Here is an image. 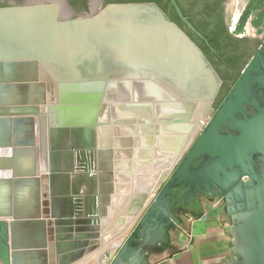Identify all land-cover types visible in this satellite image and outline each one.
<instances>
[{
  "label": "water",
  "instance_id": "water-1",
  "mask_svg": "<svg viewBox=\"0 0 264 264\" xmlns=\"http://www.w3.org/2000/svg\"><path fill=\"white\" fill-rule=\"evenodd\" d=\"M105 2L0 0V264L120 242L214 116L222 80L182 28L153 1ZM23 63L33 81L2 79Z\"/></svg>",
  "mask_w": 264,
  "mask_h": 264
},
{
  "label": "rangeland",
  "instance_id": "rangeland-1",
  "mask_svg": "<svg viewBox=\"0 0 264 264\" xmlns=\"http://www.w3.org/2000/svg\"><path fill=\"white\" fill-rule=\"evenodd\" d=\"M250 1L243 23L254 17L250 30L261 38L262 45L248 69L254 77L263 78L264 64L260 60L264 62V0ZM241 76L238 73L234 83L226 85L213 115ZM254 87V93L246 99L261 102L264 87ZM245 114L255 122L258 117L264 120V103L247 106L244 111L240 107L237 116L241 122L237 128L226 123L213 131L207 124L200 130L159 183L140 218L120 242L105 248L101 254L104 264H157L178 248L184 221L193 215L217 217L227 225L236 262L264 264V121L254 126V133H249L245 130L247 125L242 124ZM230 151L234 152L233 157ZM153 225L162 228L161 235H149L148 228Z\"/></svg>",
  "mask_w": 264,
  "mask_h": 264
},
{
  "label": "flooded vegetation",
  "instance_id": "flooded-vegetation-1",
  "mask_svg": "<svg viewBox=\"0 0 264 264\" xmlns=\"http://www.w3.org/2000/svg\"><path fill=\"white\" fill-rule=\"evenodd\" d=\"M174 1L182 17L170 0H165V13L198 45L222 80L215 108L226 85L234 83L235 76L245 70L262 45L261 38L250 30L254 17L243 23L251 1ZM88 2L85 0L86 6Z\"/></svg>",
  "mask_w": 264,
  "mask_h": 264
},
{
  "label": "crops",
  "instance_id": "crops-1",
  "mask_svg": "<svg viewBox=\"0 0 264 264\" xmlns=\"http://www.w3.org/2000/svg\"><path fill=\"white\" fill-rule=\"evenodd\" d=\"M260 63L264 64L263 59ZM248 66L242 72L239 84L232 88L228 98L223 102L222 108L217 111L210 120L212 130H217L229 123L231 128L239 126L240 119L238 114L240 107L244 111L247 106H260L264 99L259 101H249L246 97L254 93L256 87H264V77L257 78L251 73ZM261 67V66H260ZM248 69V70H247ZM247 71L246 74H244ZM247 104V106L245 105ZM261 108V107H260ZM242 124L247 125L245 130L250 133L256 131V124L263 123V119L258 117L256 122L245 114L242 116ZM251 126H253L251 128ZM247 133V131H245ZM231 137V135H229ZM249 137V134H247ZM198 144V138L195 141ZM69 144H72L70 138ZM234 156V152L230 151ZM140 218V217H139ZM149 235L159 236L162 234V228L153 225L148 228ZM97 257V256H96ZM95 258L87 260L84 264H93ZM157 264H240L236 262L234 252V242L227 225L219 218L203 215L189 216L184 221V228L181 234V240L178 248L161 259Z\"/></svg>",
  "mask_w": 264,
  "mask_h": 264
},
{
  "label": "bare ground",
  "instance_id": "bare-ground-1",
  "mask_svg": "<svg viewBox=\"0 0 264 264\" xmlns=\"http://www.w3.org/2000/svg\"><path fill=\"white\" fill-rule=\"evenodd\" d=\"M36 78V71H35V64L34 63H23L22 65H13V64H5L4 70H3V80H15V79H22L23 81H33L31 79ZM20 95V94H19ZM39 97V93H34V96ZM16 96V95H15ZM16 99V98H14ZM5 150L0 148V154L3 153ZM170 168H167L165 171L162 172V175L160 177L159 183L168 176L170 172ZM0 175H2V172H0ZM145 183V181L143 182ZM144 184H142L143 186ZM117 242V241H116ZM103 253H100L93 264H104L103 263ZM101 255V257H100ZM101 258V259H100Z\"/></svg>",
  "mask_w": 264,
  "mask_h": 264
},
{
  "label": "trees",
  "instance_id": "trees-1",
  "mask_svg": "<svg viewBox=\"0 0 264 264\" xmlns=\"http://www.w3.org/2000/svg\"><path fill=\"white\" fill-rule=\"evenodd\" d=\"M70 2V4L73 7L76 6H81V7H86L85 5V0H68ZM105 3H112V2H139V1H153L156 4H158L165 12V0H105ZM171 20L173 19L172 16L170 18Z\"/></svg>",
  "mask_w": 264,
  "mask_h": 264
}]
</instances>
